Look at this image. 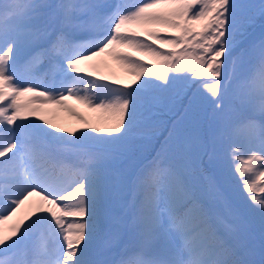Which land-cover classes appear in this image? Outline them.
<instances>
[{
    "label": "rangeland",
    "instance_id": "1",
    "mask_svg": "<svg viewBox=\"0 0 264 264\" xmlns=\"http://www.w3.org/2000/svg\"><path fill=\"white\" fill-rule=\"evenodd\" d=\"M45 1L50 3V5L44 7L45 9L42 8L44 12H42V9L33 8L26 13L24 19L27 22H22L25 20L21 21L18 20L20 18L12 17L10 24H0V72H3L9 82L16 88L13 96L3 97V100L0 97V101H2V104H0V253L9 255L3 264H21L22 249H19V247L30 242L28 241L24 225L42 217L47 219V223H49L55 233L56 245L46 247V244L40 239L33 240L31 246L36 249V252L29 264H59L58 258L62 250L60 247L63 246L65 239L64 214L61 212L62 210H60L58 203L63 190L68 191L67 199L69 201L86 197L89 190L94 192L89 204L85 208L80 209L77 212V216L82 219L89 218L93 222L96 232L80 233L76 234V237L71 234V241L67 246L68 248H73L72 246H74L73 256L81 263L86 264V261L83 260L84 252L87 250L90 240L97 236L96 234L100 227V224H98L99 220L101 218L107 220L109 216L113 217V214H116L114 210L119 208L123 211L122 207H128L133 211L131 217L137 214L138 211L143 212V218L136 216L134 219L138 222H147H144L146 226L143 227H146L150 233L143 228L141 238H139L136 225H132V222H130L125 228V233L132 240V244L126 241L120 245L117 241L121 233L111 227L105 229L102 233L106 234L103 240L104 246L108 249V256L101 261V264H115L118 261L117 258L126 253L133 255L140 248L145 247V245L140 246L141 244H147L151 240L152 232L157 235L155 242L150 243V246L157 248L159 250L157 254L163 255V257L157 260L155 259L156 252L152 253L154 250L144 248L141 256L133 264L190 263L192 258H194L191 253L192 247L187 249L184 255H166L168 245L165 243L164 232L161 229H156L158 224L161 223L159 220L162 218L157 216L161 211L156 203H152L147 197L139 200L135 196L141 193L138 185L140 184L142 172L149 167V161H146L145 158L149 155L148 150L153 138L136 134L130 128V125L134 123V118L127 114L135 115L141 106L140 101H144V99L155 102L153 88L157 83H151L153 78L150 74H145V71L144 75L139 76L136 72L137 68H134L132 63L136 64L137 61L139 65L140 63L143 65L144 61L146 63L148 61L154 68L159 65V55L157 56L158 58L151 55L148 49L143 47L142 43H136L135 40L131 39L121 43L115 41L111 46L107 43L111 35L112 29H110L105 31V37L101 42L92 43L91 48L84 51L83 55H80L78 60L72 64V68L81 69L83 72L102 78V80L107 79L114 84L130 85V88H117L133 96L135 107L124 108L123 113L114 114L112 111L95 110V107L86 105L84 101L78 103L73 100L72 95H74L76 88L81 85L82 78L85 75L68 74V68L51 69L49 67L46 68L47 77L43 78V75H38L35 70L41 62L42 64L44 62L42 58L37 57V51L31 52V50L37 42L44 43L49 37L53 36L60 24H62L61 27L66 31L65 35L68 37L71 28L82 29L76 27L79 25L97 29L98 22L101 20L113 22V27L118 25L119 29L129 36H131L132 32H137L144 41L149 40L154 45L158 42L165 44L159 37L154 38L149 34H176L178 30L170 22L153 23L148 15L159 16L161 11H165L164 14L173 16L168 11L176 15L177 11L192 7L199 0H163L156 1L153 5H148L147 0H133L131 9L135 11L129 15H120L121 12L118 11L120 0H102L99 14L88 10L84 15L78 17H73L67 11L68 0ZM256 1L246 0L243 3L242 0H233L231 9L236 13H246L248 10L253 9L252 6L255 7ZM1 4L0 12H3L5 5L9 4L5 1H1ZM84 6L88 7L87 3ZM192 16V13L189 12L184 13L182 17L191 22V27L193 26L194 28L198 26V23L196 19L190 18ZM173 19H176V16ZM235 26L236 24L229 21L224 25L225 29L222 35L227 30L231 33ZM262 40L264 41V38ZM127 42L132 43V45H128ZM100 49H103V55L99 54ZM253 49L257 55L263 53L260 42ZM91 50L97 52V54H88L92 52ZM24 55L26 60L22 64H18L21 60L20 57ZM249 69V60L244 58L237 59V61L231 60L226 67L225 74L220 73L222 77L227 74L225 82L219 84L218 81H215L214 86L213 83L212 85L203 84L205 77L201 73L197 74V79H200L197 89H204L205 85L208 86L199 95L204 101V103L200 102L201 113L196 116L186 113L182 116V119L184 117L188 121V133L183 134L180 128L175 125L174 128L178 135L176 147H172V143L167 138L163 139L161 149L156 154L153 153L149 160L159 156V152H162L167 159L177 154L180 158L178 172L182 179L184 177L187 178L186 183L197 184L204 181L205 177L200 172L190 173L188 171L189 164L195 165L202 157H205L207 163L211 164L216 174L226 176L225 173H228L229 176H234L233 190H231L232 186H226L222 182L221 186L224 188L218 191H215L216 189H206L213 194L212 196H208L205 191H202L201 195L208 199L206 201L208 204L210 201L214 202L213 204H218L222 192L232 196L234 203L232 206H228L230 209L228 207L221 209L224 215H231V217L222 216V218H228L231 221L235 218L242 224L237 229L242 230L243 233L245 231L246 234H250L252 239L256 234L261 239H264V214L261 210V207L264 209V201H262L261 197L264 191V183H262V181L264 182V169L258 171L259 173L255 172L256 169L260 168L258 163H261L263 158L257 150H252L253 148H251L249 142L246 139H242V136L238 138L232 135L234 134L232 133V127L240 118L238 109L241 108L246 113L252 109L251 101L246 98L244 85L241 83L243 77L245 78L248 75ZM74 76L76 79H80L77 85L72 79ZM43 79L47 80V85H49L48 88H44V91L48 92L47 94L38 92V90H42L40 85ZM148 79H150V82H148ZM53 85L56 88L49 90ZM224 85L227 90H224ZM131 88H138L142 94L133 95L135 93L132 92ZM32 89L35 92H32ZM227 91H230L232 96L235 95L233 97L238 100L236 104L239 107L235 106L234 102H227ZM37 97L44 99L48 105L43 110L36 112L32 109L29 100ZM59 98L60 100L65 99L63 102L66 103L63 104L59 101L60 106L57 105ZM214 99H217L215 103ZM206 106L211 108L205 124L204 135L209 140L205 151V141L202 140L201 129L205 122L203 116L206 113ZM146 110L147 112L149 111L148 106ZM70 112H74L76 115L70 116ZM10 114L16 117L20 114V116L23 115L25 120L22 117L20 118L22 125L25 126L29 121L37 134L47 136V140L53 143L51 146L52 154L56 158L57 163L67 161L81 172L79 155L85 151H82L85 148L91 154L94 162L90 186L84 189L78 185H72L70 180L47 179L48 177L43 175L41 170L37 171L33 170V168H28L29 163L22 160V152L18 146L20 141L18 131L23 132V126L16 124V121L15 123L11 122ZM63 136L67 143L63 140ZM137 137L146 140L148 144L144 143V140L139 141L135 145L130 144L131 139H138ZM40 141L41 139L39 138ZM72 142L77 145L81 143L83 147L78 145L77 148H72L69 146V143ZM97 146H107L116 149L118 154L100 153L96 150ZM14 153L17 154L15 155ZM236 154L238 155L236 156ZM10 157L11 161H8L7 159ZM251 171L254 173L251 174ZM242 172L245 173L246 178H249L250 182L246 181L248 186L241 187L238 184L236 177L238 175L240 177ZM254 175H256V178L253 177ZM128 192L129 194L127 195ZM122 202L125 203L124 206ZM216 204L215 206H217ZM233 210H236L237 216H234ZM219 212L220 209L217 210V213ZM243 223H245L244 226ZM228 226L230 225L227 223L225 226L223 225L224 228ZM170 227L177 239V234L179 233V237H182L183 240L184 235L175 231L173 226L170 225ZM249 228L253 229V232L250 233L248 231ZM237 239L241 240V238ZM137 240H141V243L137 242ZM230 245H232L231 242ZM253 247L256 248L255 242L251 245V250L248 251L256 260L255 250H252ZM182 248H184L183 245ZM144 252L149 253L150 260L148 262H146L148 257L144 255L147 253ZM170 254H172V251Z\"/></svg>",
    "mask_w": 264,
    "mask_h": 264
},
{
    "label": "trees",
    "instance_id": "2",
    "mask_svg": "<svg viewBox=\"0 0 264 264\" xmlns=\"http://www.w3.org/2000/svg\"><path fill=\"white\" fill-rule=\"evenodd\" d=\"M149 1L156 3V1L163 0ZM232 3L233 0H199L194 6L177 11L176 15L168 11L173 16L164 14L165 11H161L159 16L148 15L151 22H170L178 30L176 34H150L154 38L159 37L165 44L158 42L154 45L152 42L144 41L136 33L129 36L126 33L119 32V30L116 31L115 41L121 43L125 40H135L136 43H142L151 55L156 57L159 55V58L157 57L159 65L154 67L155 69L148 63L143 65L140 62L139 65L137 61L136 64L132 63L134 68H137L136 72L139 76L144 75L145 71V74H150L153 78L151 83H157L153 88L156 105L151 108L148 106V101L141 98L144 101H140L141 106L138 112L135 115L127 114L134 118V123L130 125V128L136 134L153 138L148 150V158H151L154 152L157 153L161 149L163 139L167 138L172 143V147H176L178 135L174 126L177 125L183 134L189 128L188 121L184 117L182 119V116L186 113L195 116L201 113L199 106L202 98L199 95L208 86L205 85L204 89H197L200 80L197 79V74L201 73L205 77L203 84L212 85L213 83L214 86L215 81L223 84L227 74L222 77L220 73L225 74L226 67L231 60L237 61V59L244 58L250 61L248 75L245 78L243 77L241 83L244 85L246 98L250 99V105L252 104L250 113L264 116V59H258L253 49L260 42L261 49L264 52V41L262 40L264 38V0H257L255 9L249 11L246 15L233 12L231 9ZM122 4V15H129L131 13L129 0H123ZM189 12L192 13L198 23V26L194 28L191 27V22L182 17L184 13ZM174 16H176V19H173ZM229 20L236 23L235 29L231 33L227 30L223 36L224 25ZM127 43L132 45L130 42ZM148 82H150V79H148ZM75 94L76 99L79 101L91 102L95 110L112 111L114 114H121L124 112V108L133 107L135 104L130 93L105 84L100 87L93 80L86 81L83 91L76 90ZM232 97L227 96V102H234V105L237 106L238 100L235 97L232 99ZM216 100L214 99V103ZM63 101L60 102L65 104L66 102ZM147 106L148 112L146 110ZM206 107V113L203 116L205 122L201 129L205 149L209 142L204 135L205 124L211 108ZM69 115H76V113L70 112ZM20 117L22 116L18 115V118ZM240 117L239 122L232 127V133H234L232 135L245 137L251 144V148L258 150L264 156V127L250 115L249 117ZM143 140L140 137L131 139L130 144L135 145ZM258 140H261L263 148L257 147ZM144 143H146V140H144ZM21 148L23 149L24 158L28 160L29 165L34 170L41 169L50 175L56 173L62 177H70L76 183L80 182L79 177L75 173L72 174L67 168L62 166L59 170H56L46 151L34 148L30 140H27V142L22 141ZM146 148L144 150L145 154ZM159 155L157 161L152 162V166L146 172V175L142 176L143 198L147 197L154 200L156 196L167 220L172 221L176 229L184 235L187 246L189 248L194 247L192 253H199L205 262L208 264H242L232 250L220 246L213 226H215L214 223L224 224V220L220 217L221 214L217 213L215 207L207 205V199L201 195L202 191H205L209 196L210 192L207 190H214L215 183L213 181V183L209 182V179L197 184L186 183L187 178L182 179L178 172V162L180 160L178 155L175 154L169 159L162 152H159ZM86 165L87 167L92 166L93 161L88 158ZM258 166L260 168L256 169L255 172L257 173L264 169V163H258ZM208 169L209 165H207L205 157H202L195 165L189 164L188 171L196 173L199 170L203 175L208 176L204 173ZM253 173L251 171V174ZM91 174V171L86 170L84 180L81 182L84 189H87L92 183ZM93 175L95 174L93 173ZM253 177L256 178V175ZM244 179L250 182L246 175ZM262 183L264 182L262 181ZM93 193V190H89L86 199L81 203L64 202L63 210L75 211L85 208L93 197ZM261 197L264 201V191ZM261 209L264 212L262 207ZM67 225L69 236L72 234L73 237L80 233L96 232L94 224L89 218L67 219ZM72 247L74 248V246ZM73 248H68V250ZM70 255H73L72 251ZM3 257L4 255L0 254V260ZM191 264L198 263L192 261Z\"/></svg>",
    "mask_w": 264,
    "mask_h": 264
},
{
    "label": "bare ground",
    "instance_id": "3",
    "mask_svg": "<svg viewBox=\"0 0 264 264\" xmlns=\"http://www.w3.org/2000/svg\"><path fill=\"white\" fill-rule=\"evenodd\" d=\"M23 25H24V24H23ZM24 26H25V25H24ZM23 28H24V27H23ZM99 54H100V55H103V51H102V50L99 51ZM0 78L3 79V81L7 82V80L4 79L3 77H1V75H0ZM0 95H9V94H8V93H5L4 91L2 92V91L0 90ZM43 106H44V105H43ZM43 106H42V107H43ZM42 107H41V108H42ZM1 156H2V155H1ZM40 219H41V223L46 222V220H47L45 217H42V218H40Z\"/></svg>",
    "mask_w": 264,
    "mask_h": 264
}]
</instances>
